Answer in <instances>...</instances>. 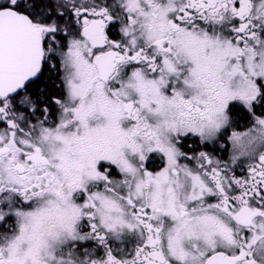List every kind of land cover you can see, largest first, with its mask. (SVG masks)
<instances>
[{"label":"snow or ice","instance_id":"snow-or-ice-1","mask_svg":"<svg viewBox=\"0 0 264 264\" xmlns=\"http://www.w3.org/2000/svg\"><path fill=\"white\" fill-rule=\"evenodd\" d=\"M0 264H264V0H0Z\"/></svg>","mask_w":264,"mask_h":264},{"label":"flooded vegetation","instance_id":"flooded-vegetation-1","mask_svg":"<svg viewBox=\"0 0 264 264\" xmlns=\"http://www.w3.org/2000/svg\"><path fill=\"white\" fill-rule=\"evenodd\" d=\"M243 125V126H242ZM249 127H251L250 124H248L245 120H240L238 125L236 126L235 130L238 132H244L246 131ZM232 129L229 130V134H231ZM230 147V145H229ZM159 162H157L158 164ZM157 165H153V167H156Z\"/></svg>","mask_w":264,"mask_h":264},{"label":"bare ground","instance_id":"bare-ground-1","mask_svg":"<svg viewBox=\"0 0 264 264\" xmlns=\"http://www.w3.org/2000/svg\"><path fill=\"white\" fill-rule=\"evenodd\" d=\"M243 126V125H242Z\"/></svg>","mask_w":264,"mask_h":264}]
</instances>
